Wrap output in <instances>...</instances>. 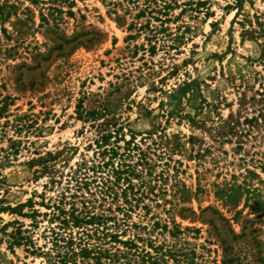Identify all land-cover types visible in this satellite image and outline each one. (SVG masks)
Returning a JSON list of instances; mask_svg holds the SVG:
<instances>
[{"label": "rangeland", "instance_id": "rangeland-1", "mask_svg": "<svg viewBox=\"0 0 264 264\" xmlns=\"http://www.w3.org/2000/svg\"><path fill=\"white\" fill-rule=\"evenodd\" d=\"M0 264H264V0H0Z\"/></svg>", "mask_w": 264, "mask_h": 264}, {"label": "trees", "instance_id": "trees-1", "mask_svg": "<svg viewBox=\"0 0 264 264\" xmlns=\"http://www.w3.org/2000/svg\"><path fill=\"white\" fill-rule=\"evenodd\" d=\"M130 144V143H129ZM92 218H93V216L92 217H89L88 219H86V220H84V219H82L81 221L79 220V219H77L76 220V223H78V222H86V223H92Z\"/></svg>", "mask_w": 264, "mask_h": 264}]
</instances>
